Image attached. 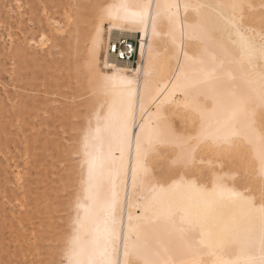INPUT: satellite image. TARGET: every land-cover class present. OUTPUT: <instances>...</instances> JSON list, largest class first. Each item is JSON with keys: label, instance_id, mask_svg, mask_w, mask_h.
Segmentation results:
<instances>
[{"label": "bare ground", "instance_id": "6f19581e", "mask_svg": "<svg viewBox=\"0 0 264 264\" xmlns=\"http://www.w3.org/2000/svg\"><path fill=\"white\" fill-rule=\"evenodd\" d=\"M23 1L19 23L27 13L32 24L18 26L48 32L67 63L82 37L91 41L96 84L73 141L80 159L62 202V264H264V0ZM105 2L104 15L93 22L89 14L84 27L83 14L97 16ZM60 21L71 24L63 38L51 32ZM25 35L16 58L40 70L43 52L27 48ZM168 109L178 110L177 122ZM49 188L36 202L38 217L59 207L56 185Z\"/></svg>", "mask_w": 264, "mask_h": 264}, {"label": "rangeland", "instance_id": "374dc122", "mask_svg": "<svg viewBox=\"0 0 264 264\" xmlns=\"http://www.w3.org/2000/svg\"><path fill=\"white\" fill-rule=\"evenodd\" d=\"M38 1L39 2L35 1V4H38V7H40L43 4V1ZM74 2L72 4L73 6H70L72 11L69 10L71 13L69 22H72L74 13L78 11V6H75V9L74 5L77 4H75ZM84 2L86 1L84 0L83 3ZM105 4L106 2L100 6V9H102V11L99 9L96 12L97 16L93 13V11H91L90 13L89 11L88 13L85 12V14H83V17H85V15L87 14L85 17L86 19L84 18L87 22L84 20L86 23L83 22L82 25L84 27L85 25H87L86 27H88L90 24L89 20L90 22L91 20H93V15V18L95 19L93 20V22L96 21V17L100 18L101 14L104 15L103 9L105 8ZM26 5L27 3L23 0H0V264H62L61 259L63 257L60 254V252L62 251V241L64 240L62 238L64 237V235L62 234L67 230L66 227L69 216V209L67 205L65 206V203L62 202L66 200L70 191L73 190V186H76V167L80 159L79 155H77L79 157L76 156V153L79 154V150L76 151V149H79L77 144L79 142L77 141L80 139V129L82 128L83 122L85 120L84 116L86 117L90 113L88 97L89 94L93 91L96 84V76L93 75L94 71L92 70V63L89 62L90 60L87 56V49L91 41L88 42L89 40L87 38H84L85 36L82 37L84 41L81 40L80 43L81 45H83V47L81 46L79 53H76V55L73 54L74 57L73 55H71L72 53L69 52L70 63H67L66 60L68 59L66 58L67 52H65V48L62 45L60 46V44L57 46L58 48L52 46L56 50L51 48L52 39L51 36L50 38L48 37V32L45 31L46 36L48 34L47 37H44L45 32H42L43 34H41L39 31L35 32L37 34V36H35L34 31L32 34V31H30L29 29L18 26L21 24L27 26V23L28 26L32 24H29L28 22L29 20L27 19V13H24L23 22L21 24L19 23V18L20 16H22L23 9L26 8ZM102 6H104V8ZM81 7V13H83L85 9L87 11L88 7ZM89 14H91L92 17ZM60 22H62L63 25ZM60 22L59 24L61 25H59V28L58 25H55L56 22L53 23L54 27L51 32L58 37L63 38L66 36L71 24L68 23V21L66 23L63 21ZM21 30L22 32H24V34H26L25 36H27L25 39L26 41L24 40L28 45L27 48L31 49L32 51L43 52L42 55L44 57H42L40 61L42 64L40 70L39 68H37V66L39 65H35L34 63H28L27 67L24 66L23 68H21L20 61L18 60V58H16L17 56L15 54V44L24 37V34L21 33ZM28 31L30 32L28 33ZM114 35L116 36L117 34ZM126 36L137 42L134 36ZM31 37L32 39H30ZM43 38H46L48 40L45 41V39ZM39 39L42 41V45L41 43H39ZM61 48L63 49L61 50ZM47 49L51 52H49V54L51 55L47 53ZM80 52L82 53L80 54ZM42 61L43 63L46 61V66L42 63ZM87 62L89 63V66H86ZM53 63H56V69L55 66L52 65ZM46 67H48L50 70L48 71ZM25 68L29 69L26 71ZM22 69L25 76L21 78ZM36 70L38 71L37 74H35ZM59 70L64 71H61L60 73ZM87 70L89 71V74ZM67 72L68 74H66ZM25 78L26 80L31 79V81H25ZM90 79L93 80V82L90 81ZM23 81L25 83H28L25 84ZM41 81L43 85L41 84ZM77 83L78 85L80 83V85L78 86ZM41 85L43 86L42 89ZM45 87L47 89L49 88L46 102H44L43 100L45 99V97H42ZM37 88L40 89H38V93L36 95ZM55 88H57V90H55ZM23 91L25 92L23 93ZM25 97H28L29 99ZM39 98H41L43 102L40 101V103H38ZM23 99L28 100H26V104H23V107L26 106V108H28V114L26 113V108H23L24 112H22ZM32 99L34 100V102ZM47 104L49 107L47 106ZM39 105L41 107H39ZM30 109L32 110L30 111ZM172 109H168L169 114L170 116H172L175 122H177L180 118L179 112L178 110L173 111ZM33 110H37L38 112H33ZM44 111L46 112V114ZM175 111L178 112V114H176ZM173 112L175 113L174 115ZM55 113H58V115H53ZM34 116H37V118L34 119ZM24 123L27 125H25ZM46 123L47 125H45ZM38 127L39 130L37 129ZM60 127L61 129H59ZM76 127L80 129L76 130ZM43 136L46 137V143H44V145L40 142L43 139ZM35 137L37 138V140L35 139ZM74 140L77 142L76 145L73 142ZM57 148H59L60 150ZM56 149L59 151V153H57L58 151ZM234 149L236 150L237 146H235ZM72 152L73 154H71ZM237 152L238 150H236V153ZM50 159H55L56 162L53 160L51 161ZM74 160L78 161H75L74 163ZM41 163L44 167L43 169L40 165ZM38 166L41 167V169ZM66 172L70 173L67 174ZM45 175L47 177L43 178ZM65 178H67V181L64 182ZM239 179H241L240 173H238L237 175V180ZM71 180H75L74 183ZM47 182L48 184H46ZM52 182L54 183V185H56L57 192H55L60 203L59 207L57 206L58 209L55 208L56 212H51L52 217L50 215V217H44L42 216V214H40V217H38V212H36L35 209L36 202L39 200V205H41V202L43 200H40L38 198L40 197L41 190H43V192L48 191V189L50 190L49 185ZM62 182L67 184L64 185ZM43 183H45V185H43ZM62 186H64L63 189ZM68 189H70V191ZM27 192H30V194H28ZM45 200H47V198ZM27 210L28 213L26 212V215L28 214L29 217L25 215V211ZM41 219L44 220L40 224L39 221H41ZM51 220L53 221L51 222ZM30 221L32 223H30ZM47 226L49 228H47ZM58 229L61 231H58ZM51 248L53 249L51 250Z\"/></svg>", "mask_w": 264, "mask_h": 264}, {"label": "snow or ice", "instance_id": "6c2138e0", "mask_svg": "<svg viewBox=\"0 0 264 264\" xmlns=\"http://www.w3.org/2000/svg\"><path fill=\"white\" fill-rule=\"evenodd\" d=\"M128 254H129V253L126 251V252H125V255L127 256ZM107 264H113V262H112L111 260H108V261H107Z\"/></svg>", "mask_w": 264, "mask_h": 264}, {"label": "built area", "instance_id": "2783aa9c", "mask_svg": "<svg viewBox=\"0 0 264 264\" xmlns=\"http://www.w3.org/2000/svg\"><path fill=\"white\" fill-rule=\"evenodd\" d=\"M133 55V54H132ZM132 57V56H131Z\"/></svg>", "mask_w": 264, "mask_h": 264}]
</instances>
